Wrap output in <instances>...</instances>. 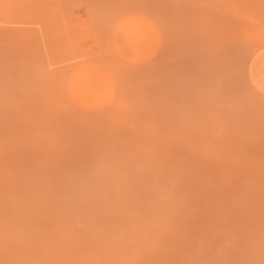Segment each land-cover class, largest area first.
Listing matches in <instances>:
<instances>
[{
  "label": "rangeland",
  "instance_id": "374dc122",
  "mask_svg": "<svg viewBox=\"0 0 264 264\" xmlns=\"http://www.w3.org/2000/svg\"><path fill=\"white\" fill-rule=\"evenodd\" d=\"M0 264H264V0H0Z\"/></svg>",
  "mask_w": 264,
  "mask_h": 264
}]
</instances>
